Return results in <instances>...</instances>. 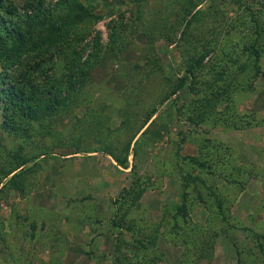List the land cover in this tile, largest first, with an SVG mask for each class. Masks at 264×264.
I'll return each instance as SVG.
<instances>
[{"label":"rangeland","instance_id":"374dc122","mask_svg":"<svg viewBox=\"0 0 264 264\" xmlns=\"http://www.w3.org/2000/svg\"><path fill=\"white\" fill-rule=\"evenodd\" d=\"M44 1L72 26L36 78L90 68L0 99V264H264V0Z\"/></svg>","mask_w":264,"mask_h":264},{"label":"trees","instance_id":"16d2710c","mask_svg":"<svg viewBox=\"0 0 264 264\" xmlns=\"http://www.w3.org/2000/svg\"><path fill=\"white\" fill-rule=\"evenodd\" d=\"M68 1L70 0L63 2L66 4ZM75 5L78 6V3L75 2ZM0 8L4 12L0 15V66L2 68L0 75L12 76L15 79L9 81L7 86L1 89L0 99L2 102L17 106L21 114L33 112L34 117L44 116L64 104L62 90L64 92L79 90L78 88L84 85L90 66L79 65L74 62V58L65 55L62 59L65 63L61 65V68L60 66L58 68L55 61L53 67L48 69L50 73H47L48 70L45 71L44 80L36 78L38 74L36 70H40L41 63L46 61L38 54L41 46L53 44L52 46L61 47L60 43H63V39H60V34L66 33L65 30L67 32L70 30L72 25L69 23L71 22L66 21L65 18H57L58 11L47 6L44 0H24L22 11L11 0H0ZM4 14L7 16L5 17ZM51 17H56L52 23L48 19ZM71 46L70 42L69 52L72 49ZM51 48L46 47L47 50L44 53ZM36 53L40 60H31L33 57L37 58ZM71 54H75V51L72 50ZM25 60L28 62L31 60V63L29 62L31 65L27 63L28 69H25V73L16 72L15 70ZM43 104L46 107L43 106L41 110L40 107ZM23 162L19 167L24 164ZM120 162L124 164V160ZM13 171L11 169L5 176Z\"/></svg>","mask_w":264,"mask_h":264}]
</instances>
